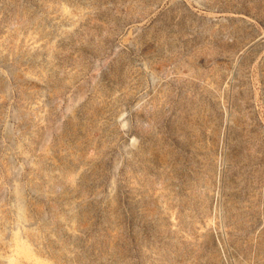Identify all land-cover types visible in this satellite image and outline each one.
<instances>
[{"label":"rangeland","instance_id":"obj_1","mask_svg":"<svg viewBox=\"0 0 264 264\" xmlns=\"http://www.w3.org/2000/svg\"><path fill=\"white\" fill-rule=\"evenodd\" d=\"M0 264H264V0H0Z\"/></svg>","mask_w":264,"mask_h":264}]
</instances>
